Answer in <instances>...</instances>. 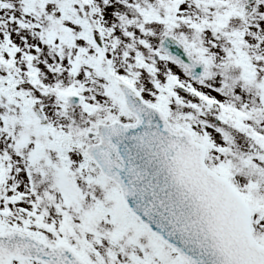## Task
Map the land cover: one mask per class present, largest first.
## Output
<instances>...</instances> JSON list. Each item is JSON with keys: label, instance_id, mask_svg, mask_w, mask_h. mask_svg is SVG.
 <instances>
[{"label": "snow or ice", "instance_id": "snow-or-ice-1", "mask_svg": "<svg viewBox=\"0 0 264 264\" xmlns=\"http://www.w3.org/2000/svg\"><path fill=\"white\" fill-rule=\"evenodd\" d=\"M0 264H264V0H0Z\"/></svg>", "mask_w": 264, "mask_h": 264}]
</instances>
